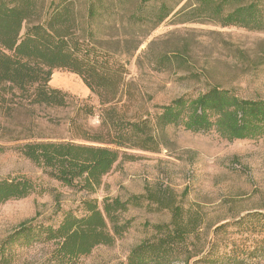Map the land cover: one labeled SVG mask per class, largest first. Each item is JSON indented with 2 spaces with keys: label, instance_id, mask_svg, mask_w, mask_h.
<instances>
[{
  "label": "rangeland",
  "instance_id": "rangeland-1",
  "mask_svg": "<svg viewBox=\"0 0 264 264\" xmlns=\"http://www.w3.org/2000/svg\"><path fill=\"white\" fill-rule=\"evenodd\" d=\"M195 1L144 2L147 12L163 2L174 9L154 29L153 23L132 24L127 16L118 19L115 29L109 26L113 21L107 23L102 46L125 63L132 113L154 112V106L168 105L183 96L196 98L213 87L241 99L264 100V30L213 21L184 23L180 12ZM137 3H128L127 11ZM261 6L264 13V1ZM50 86L73 96V106L0 103V146L4 147L0 182L26 177L36 185L30 196L0 205V245L24 225L58 226L66 211L83 214L85 193L50 178L17 149L31 134L48 141H70L68 122L74 108L81 102L99 107L98 98L74 73L55 70ZM87 124L97 127L98 118H88ZM167 133L168 145L158 153L128 150L135 159L121 160L92 197L102 205L106 197L127 200L152 195L166 202L169 196L174 205L183 207L197 220L198 229L180 259L169 264H264V255L255 250L257 240L264 236V135L229 142L215 129L195 133L170 127ZM16 137L21 140L12 141ZM159 205L143 199L142 207H131L122 215L129 224L122 238L113 246L96 247L73 264H128L132 249L153 239L152 226L171 221V211ZM255 214L261 215V223L259 216L242 222ZM27 241L11 246L7 252L11 264H58L56 243Z\"/></svg>",
  "mask_w": 264,
  "mask_h": 264
},
{
  "label": "trees",
  "instance_id": "trees-1",
  "mask_svg": "<svg viewBox=\"0 0 264 264\" xmlns=\"http://www.w3.org/2000/svg\"><path fill=\"white\" fill-rule=\"evenodd\" d=\"M147 1L50 0L45 5L46 0H0V103L70 108L75 98L50 86L55 70L78 75L99 101L98 108L87 102L74 108L68 122L70 141H48L31 134L25 144L17 146L50 178L87 197L81 202V216L69 210L62 214L58 226L29 224L11 234L0 245V264H11L7 252L22 239L54 242L58 245V264L76 263L96 247L113 246L122 238L129 225L122 215L131 207H142L143 199L160 203L172 217L169 223L152 226L153 239L134 247L128 264H169L178 260L188 249V239L195 236L197 220L193 221L183 207L174 205L169 196L166 202L152 195L127 200L106 197L100 205L92 196L104 177L121 160L135 159L128 150L160 152L168 145L170 127L195 133L215 129L229 142L264 135V100L241 99L217 87L196 98L183 96L168 105L154 106V112H131L127 68L115 52L102 46L101 36L110 25L115 29L118 19L126 16L135 25L153 23L154 29L174 10L163 2L147 12ZM263 1L196 0L180 13L184 23L213 21L222 26L264 30ZM130 2L137 4L127 11ZM91 117L98 118L97 127L87 124ZM3 149L0 146V151ZM35 190V183L26 177L1 181L0 205L26 198ZM257 216V221L264 223V215L261 220L256 214L242 222ZM255 250L264 255V236L257 240Z\"/></svg>",
  "mask_w": 264,
  "mask_h": 264
},
{
  "label": "crops",
  "instance_id": "crops-1",
  "mask_svg": "<svg viewBox=\"0 0 264 264\" xmlns=\"http://www.w3.org/2000/svg\"><path fill=\"white\" fill-rule=\"evenodd\" d=\"M106 177V176H105Z\"/></svg>",
  "mask_w": 264,
  "mask_h": 264
}]
</instances>
